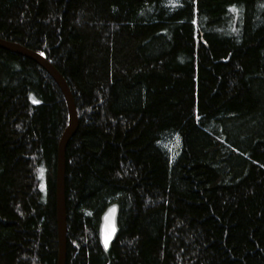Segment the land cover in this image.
Listing matches in <instances>:
<instances>
[{"label": "trees", "instance_id": "16d2710c", "mask_svg": "<svg viewBox=\"0 0 264 264\" xmlns=\"http://www.w3.org/2000/svg\"><path fill=\"white\" fill-rule=\"evenodd\" d=\"M0 39L74 100L65 264H264V0H0ZM67 124L53 78L0 47V264H57Z\"/></svg>", "mask_w": 264, "mask_h": 264}, {"label": "water", "instance_id": "95a60500", "mask_svg": "<svg viewBox=\"0 0 264 264\" xmlns=\"http://www.w3.org/2000/svg\"><path fill=\"white\" fill-rule=\"evenodd\" d=\"M0 47L29 58L41 66L55 81L61 90L68 111V124L64 129L59 140L57 150V167H56V219H57V237H58V259L57 264H65L66 260V214H65V149L70 139L74 136L78 128V118L75 104L71 92L57 69L41 54L27 49L21 45L0 39ZM118 206L110 205L102 214L99 225V241L105 251H107L114 241L117 228ZM107 244V246H106Z\"/></svg>", "mask_w": 264, "mask_h": 264}, {"label": "snow or ice", "instance_id": "6c2138e0", "mask_svg": "<svg viewBox=\"0 0 264 264\" xmlns=\"http://www.w3.org/2000/svg\"><path fill=\"white\" fill-rule=\"evenodd\" d=\"M234 10V9H233ZM106 246H107V244H106Z\"/></svg>", "mask_w": 264, "mask_h": 264}]
</instances>
